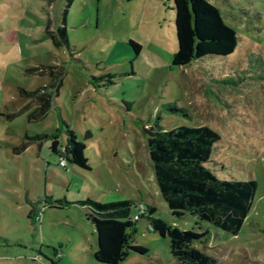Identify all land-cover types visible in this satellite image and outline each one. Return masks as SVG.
<instances>
[{"label": "rangeland", "instance_id": "rangeland-1", "mask_svg": "<svg viewBox=\"0 0 264 264\" xmlns=\"http://www.w3.org/2000/svg\"><path fill=\"white\" fill-rule=\"evenodd\" d=\"M208 1L235 30V50L173 66L171 0H73L65 16L70 50L44 35L47 20L51 29L60 24L64 0H0V264H105L93 258L94 229L79 204L87 196L150 204L180 230L207 229L206 243L195 246L217 264H264V0ZM129 40L141 46L138 55ZM39 64L64 67L49 112L37 122L26 113L8 119L27 101L18 87L49 82L24 74ZM59 114L79 140L90 132L88 169L62 167L52 152V133L61 147L67 143ZM157 118L164 129L210 127L220 139L206 165L219 178L255 180L236 235L199 227L187 212L171 216L146 145L144 129ZM25 134L46 136L13 153ZM136 228L134 241L147 254L131 252L118 264H181L168 236L149 232L146 218Z\"/></svg>", "mask_w": 264, "mask_h": 264}, {"label": "trees", "instance_id": "trees-1", "mask_svg": "<svg viewBox=\"0 0 264 264\" xmlns=\"http://www.w3.org/2000/svg\"><path fill=\"white\" fill-rule=\"evenodd\" d=\"M52 0H48L50 3ZM73 0H64L60 24L50 28V21L44 30L53 46H65L70 50L65 16ZM174 10V31L176 49L171 65L184 66L191 60L207 56H226L237 45L235 30L222 19L219 10L208 0H171ZM133 53L138 55L141 46L129 40ZM25 75L48 76L49 82L32 90L18 87V94L27 101L20 109L6 113L8 119L26 113L28 122L42 120L49 112L62 83V64L26 67ZM59 122L65 127L67 143L60 146L56 132L52 133L50 148L58 156V163L64 160L79 167H90L84 154L85 140L90 137L86 130L79 140L73 129L59 114ZM149 159L161 197L173 217L187 212L194 223L202 226L206 222L231 235H236L245 220L256 191L254 179L219 178L206 163L211 161L213 145L219 134L206 125H179L164 129L159 118L144 129ZM44 134H25L19 144L12 147L13 153L24 151L27 146L44 138ZM62 166V167H65ZM61 166V165H60ZM59 202L55 200L53 203ZM64 202H66L64 200ZM84 206V218L94 229L96 248L93 258L96 262L118 264L131 252L145 255L147 248L137 244L134 236L136 222L146 218L148 231L161 237L168 236L171 255L181 264H217L216 259L195 246L204 245L208 230L193 228L180 230L156 215V208L130 199L101 202L86 197L79 201ZM131 207L136 212L131 215Z\"/></svg>", "mask_w": 264, "mask_h": 264}, {"label": "crops", "instance_id": "crops-1", "mask_svg": "<svg viewBox=\"0 0 264 264\" xmlns=\"http://www.w3.org/2000/svg\"><path fill=\"white\" fill-rule=\"evenodd\" d=\"M87 197H89V196H87ZM89 198H91V197H89ZM91 199H92V198H91ZM120 199H128V198H121V197H120V198L117 199L116 197L114 198V197H110V196H109L108 199H106V200H104V201H101V202L115 201V200H120ZM139 203H140V202H139Z\"/></svg>", "mask_w": 264, "mask_h": 264}, {"label": "built area", "instance_id": "built-area-1", "mask_svg": "<svg viewBox=\"0 0 264 264\" xmlns=\"http://www.w3.org/2000/svg\"><path fill=\"white\" fill-rule=\"evenodd\" d=\"M60 165H61V166H64V165H65L64 160H61V161H60Z\"/></svg>", "mask_w": 264, "mask_h": 264}]
</instances>
